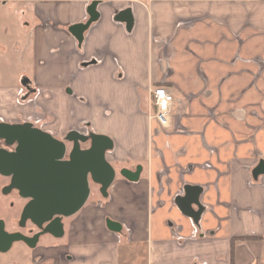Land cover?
<instances>
[{
  "label": "crops",
  "instance_id": "obj_1",
  "mask_svg": "<svg viewBox=\"0 0 264 264\" xmlns=\"http://www.w3.org/2000/svg\"><path fill=\"white\" fill-rule=\"evenodd\" d=\"M0 2L23 33L14 62L29 64L0 84V112L27 108L58 138L109 136L117 171L60 236L14 241L3 264H264V175L252 173L264 159V0H100L82 43L70 27L92 0ZM26 78L34 100L22 108ZM159 86L176 99L168 126L153 116ZM138 165V181L118 175ZM188 186L200 188L197 216L178 204L194 197Z\"/></svg>",
  "mask_w": 264,
  "mask_h": 264
},
{
  "label": "water",
  "instance_id": "obj_2",
  "mask_svg": "<svg viewBox=\"0 0 264 264\" xmlns=\"http://www.w3.org/2000/svg\"><path fill=\"white\" fill-rule=\"evenodd\" d=\"M99 1L92 0L89 4V19L86 22L70 27L80 43L84 39V32L99 17ZM129 12V9L124 10L117 19ZM124 20L131 25V18ZM22 82L25 84L24 80ZM0 140L15 146L13 150L0 146V173L11 176L8 189H18L23 198L29 199L23 208L20 223L23 225L30 220L38 228L31 238L21 233L4 232L0 223V251H7L17 240H24L32 246L45 234L60 236L63 233V219L76 214L88 201L91 181L98 184L100 192L107 196L117 176L107 157L114 148V141L104 134H82L72 130L64 139H59L30 122L0 121ZM68 143H72L71 149ZM83 143H89V146L83 148ZM141 172V165L135 170H120V174L130 181H138ZM252 173L255 179L264 175V159L260 160ZM187 189L194 192V197L179 198L178 204L187 214L197 216L199 212L192 209L191 203L197 199L200 188L188 186ZM107 224L113 231L122 229V224L114 220L108 219Z\"/></svg>",
  "mask_w": 264,
  "mask_h": 264
},
{
  "label": "rangeland",
  "instance_id": "obj_3",
  "mask_svg": "<svg viewBox=\"0 0 264 264\" xmlns=\"http://www.w3.org/2000/svg\"><path fill=\"white\" fill-rule=\"evenodd\" d=\"M2 2H0V15L1 16H8L10 18V29L12 28L11 25L15 28V30L7 33L8 35L4 34V26L2 23H0V42L3 43V45L6 47L5 49H0V84H7L9 82H14L16 81L18 77V72L24 68L25 66L28 67L29 64L26 63H20L17 64L14 62L13 56L14 54L18 53L17 50V44H21L22 38L21 34L22 31L19 29L17 20H15L16 17V12L14 10H8V6L2 7ZM7 8V10H6ZM17 29L19 32H17ZM20 89V88H19ZM19 89L17 92V97H19ZM17 103V102H16ZM20 107H31L33 105V102H29L25 104V106H21L19 103H17ZM23 111H26L22 116H14L13 114H6L0 112V120L7 121V122H14V123H21L25 121H29L30 119L36 120L38 119L35 116V113L30 112L27 108ZM27 113V114H26ZM20 114V115H21ZM30 116H33V118H29ZM38 125V124H37ZM89 143H83L82 146L86 147L88 146ZM112 156V155H110ZM118 175H121L120 172H118ZM7 179L3 178L0 176V218L6 219L8 223V229L13 231L19 229L18 221L20 219V213H21V207H22V202L17 196L16 192H11L10 195L4 194L2 192V187L4 184H6ZM99 186L98 184H95L94 182L91 181V195L88 199L90 202L91 200H94L98 198L99 196ZM10 203H14V205H10ZM87 203V202H86ZM26 231V230H25ZM18 246V245H17ZM17 248V247H16ZM17 250V249H16ZM15 247L11 249V251L6 252L5 254L0 253V264H3L2 262H5L11 258L12 255H15L18 253V250L15 251Z\"/></svg>",
  "mask_w": 264,
  "mask_h": 264
},
{
  "label": "flooded vegetation",
  "instance_id": "obj_4",
  "mask_svg": "<svg viewBox=\"0 0 264 264\" xmlns=\"http://www.w3.org/2000/svg\"><path fill=\"white\" fill-rule=\"evenodd\" d=\"M24 81H25V84H23V82H22V84H21V86H20V89L22 88V89H24L25 90V94L23 95V96H20V95H18L19 97H17L16 98V101H17V103H19L20 105H22V106H25V104H27V103H29L30 102V99L32 98L31 97V95L34 93V91H35V88L31 85L32 84V81L31 80H26V79H24ZM26 112V111H25ZM24 112V113H25ZM19 117L20 116H22V114L21 115H18ZM17 116V117H18ZM36 117H40L39 115H35ZM0 121H3V120H0ZM3 122H7V121H3ZM25 122H30V123H32L35 127H38V128H40V129H42V130H45V129H43L42 127H41V124H38V125H36L35 123H34V121H32V120H29V121H25ZM25 122H21V123H25ZM44 122V121H43ZM8 123H14V122H8ZM46 131V130H45ZM69 133V132H68ZM67 133V134H68ZM52 134V133H51ZM66 134V135H67ZM83 134V133H82ZM66 135L63 137V138H59V139H64L65 137H66ZM56 137V136H55ZM58 138V137H57ZM72 143H68V148L69 149H71V147H72V145H71ZM0 146L1 147H4V148H7L8 150H13L14 149V147L15 146H9V145H7L3 140H0ZM89 146V145H88ZM88 146H86V147H88ZM83 148H86V147H84V146H82ZM0 176L1 177H3V178H5V179H7V182H6V184H4L3 185V187H2V192L4 193V194H8V195H10L11 194V192H16L17 194H16V196L21 200V201H23L22 203V209H21V213H20V219H19V221H18V225H19V229H17V230H21V231H27V232H31V233H35V232H38V228L30 221V220H28V221H26L23 225L20 223L21 222V215H22V211H23V208H24V206L26 205V203L28 202V200L29 199H26V198H23L21 195H20V193H19V190L18 189H15V188H13V189H8V187L10 186V184H11V176H7V175H3V174H1L0 173ZM10 205H14V203H10ZM0 223H1V225H2V230L4 231V232H8V233H13V232H10L9 231V229H8V223H7V221H6V219H3V218H0ZM2 230H0V232L2 231ZM21 231H17V232H20L21 233ZM2 233V232H1Z\"/></svg>",
  "mask_w": 264,
  "mask_h": 264
},
{
  "label": "built area",
  "instance_id": "obj_5",
  "mask_svg": "<svg viewBox=\"0 0 264 264\" xmlns=\"http://www.w3.org/2000/svg\"><path fill=\"white\" fill-rule=\"evenodd\" d=\"M151 103L153 107V116L158 120V122L162 126H168L171 117L172 106L176 101L172 92L168 90V88L164 86H159L151 89ZM20 96L25 94L24 89H19ZM34 98L30 99V102L33 101ZM29 118H33L30 116ZM38 119L33 120L34 123L41 124L43 122L42 117H37ZM31 120V119H30Z\"/></svg>",
  "mask_w": 264,
  "mask_h": 264
}]
</instances>
